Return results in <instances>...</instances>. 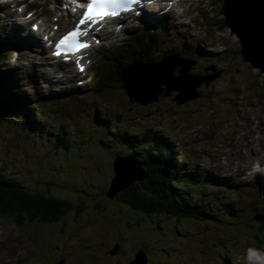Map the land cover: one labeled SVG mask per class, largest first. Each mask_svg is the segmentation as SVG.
Wrapping results in <instances>:
<instances>
[{
    "label": "rangeland",
    "instance_id": "obj_1",
    "mask_svg": "<svg viewBox=\"0 0 264 264\" xmlns=\"http://www.w3.org/2000/svg\"><path fill=\"white\" fill-rule=\"evenodd\" d=\"M15 3L27 7L23 10ZM178 4L170 15H159L167 29L155 49L156 59L162 60L160 55L169 49V53L195 60L190 69L194 75L218 73L209 83L197 85L198 96L181 102L176 89L159 99L137 101L124 87L108 88L99 80L96 69L104 60L102 56L133 35L132 28L110 36L91 51L96 64L83 79L92 82L80 86L61 79V73H51L53 69L45 60L48 54L40 43L33 42L32 36L30 46L24 40L26 31L32 30L31 23L23 28L26 31L16 27L25 12L34 9L39 16H48L51 28L53 22L58 23L53 16L58 13L55 0H14L11 5L0 0V49L6 56L0 72L9 83L19 81L32 100L50 101L37 110L35 130H25L16 120L0 125V162L8 174L23 178L29 192L86 205L81 214L73 210L48 225L0 216V264H49L62 258H67L66 264H99L96 254L104 255L105 263L100 264H132L141 249L148 255V264H247L248 248L264 253V236L256 233L257 211L252 210L254 204L264 206L258 189L264 187V167L259 171L257 165L246 167L254 162L250 139L264 159V148L256 139L257 126L264 129L260 123L264 117V71L243 58L240 38L225 22L224 0H187L182 13ZM60 29L62 32L65 27ZM168 59H175L173 66L182 63L187 67L186 60ZM101 68L110 71L105 64ZM164 72L163 79L171 87L184 84L183 79L195 81L186 72L176 81L171 67ZM160 83L162 80L154 86V95ZM65 88L70 91L64 92ZM112 127L132 135L168 136L179 151L176 160L199 179L206 180V172L217 176L216 180L234 178L237 185L230 188H221L216 182L180 183L179 189L205 206L215 220L146 214L108 196L115 177V157L131 156L126 144L110 140L113 134L108 128ZM62 132L60 144L67 140L69 148L58 143L57 133ZM105 137L109 139H102ZM129 164L137 173L139 168L135 170L132 161ZM60 262L63 264L62 260L57 264Z\"/></svg>",
    "mask_w": 264,
    "mask_h": 264
},
{
    "label": "trees",
    "instance_id": "obj_2",
    "mask_svg": "<svg viewBox=\"0 0 264 264\" xmlns=\"http://www.w3.org/2000/svg\"><path fill=\"white\" fill-rule=\"evenodd\" d=\"M150 31L151 36L149 39H138V46L132 45L130 47L125 44L123 50L127 51L123 53L119 46L114 48L119 50L113 51L116 55L109 63V73L107 72L102 79L103 86L105 84L108 88L122 86L132 99L138 101L139 85L133 84L136 87L134 91L133 86L130 85L132 91L137 95L135 96L132 93L131 96L126 89L124 74L126 75L127 69L136 63H145V66L160 64L157 63L159 59H156L155 55V49L160 39L159 30ZM167 50L169 49L163 51L164 54L160 55V58L169 54ZM116 56L120 58L118 59ZM110 57H112V52ZM122 57H125V59ZM5 60V55L0 52V68L1 63ZM152 62L155 63L153 64ZM176 66V68L183 67L181 64ZM217 74L215 72L213 75ZM209 76L207 75L205 79H208ZM5 78L6 74L4 75L0 72V125L6 121L16 120L19 124H22L21 126L25 130L28 128L35 130V123L39 119L37 110L39 108L44 109L47 99L39 97L37 100H32L30 95L25 93L19 86L21 84L19 81L14 80L9 83ZM127 81L128 84L132 83L129 79ZM204 82L207 84L205 80ZM160 85L163 86L164 90L159 94L158 99L160 95L170 93L166 82H162ZM162 86H160V89ZM105 126H108V124ZM114 129L113 127L108 128V131L113 134V138H110V140H119V143L123 142V144H126L130 148L129 154L133 155L138 161L145 162L144 168L148 172L144 180L131 183L115 195L114 198L118 197L120 201L146 214L187 217L205 222L212 219L215 220L214 214L207 212L205 206L193 201L190 194L184 193L179 189L180 183L207 185L216 182L221 188H230L231 186H236L234 179L222 177L220 180H216L217 176L213 175H210L206 180L199 179L198 174L188 171L186 165L183 166L176 160L179 156L176 143L164 134L155 133L152 135L147 132L143 135H132L126 132L114 131ZM63 135V132L57 133L59 144L60 139L64 140ZM102 139L109 138L105 137ZM60 147L69 148V142L67 140L62 142ZM23 182L22 177L8 174L4 170L2 162H0V216L12 217L19 223H24V221L59 222L70 211L74 210L77 214H81V211L86 207L82 201L74 204L65 198L29 192L27 190L28 185L23 184ZM52 185H56V183L53 182ZM252 210L257 211L256 214L261 213L264 215V206L254 204ZM258 224L256 233L264 236V221L258 222Z\"/></svg>",
    "mask_w": 264,
    "mask_h": 264
},
{
    "label": "water",
    "instance_id": "obj_3",
    "mask_svg": "<svg viewBox=\"0 0 264 264\" xmlns=\"http://www.w3.org/2000/svg\"><path fill=\"white\" fill-rule=\"evenodd\" d=\"M224 9H225L226 24L230 26L240 38L241 41L240 52L243 58L246 60H250L253 65L261 67V70L264 71V0H224ZM251 34L253 35V37ZM255 38H260V41H257ZM182 66L183 67L181 69V73L179 76L172 74L177 66H175L173 70H171L172 77L176 81H180L184 73L186 72L189 75V77L191 79H195V81H192L193 86L191 88L188 87L190 80L186 81L185 79H183L184 84H182L181 82V85H176L175 88L173 87L167 88L170 92L172 91V89H177L180 91L179 95H177V98H180L179 99L180 102L187 101V99L193 96H198L199 94L196 91L197 85L203 83L204 80L207 83H209L214 78V76H216V75H210L208 79H205L206 76L201 77L200 75H194L190 73L191 64L188 63L186 68L184 64ZM135 67H145V63H136L130 66L127 70L129 71L131 69H134ZM132 73L133 70L129 72V74ZM128 75L124 74V79L126 80V85H127L126 89L128 90L131 96L132 93L135 96H137L130 87L131 83L128 84L127 81V79H129ZM143 86L147 91L148 90L147 84H143ZM163 90L164 89L161 88L157 94L153 95V97L155 99L156 98L158 99L159 94H161ZM153 97H147L146 99H141L139 96H137L138 100L140 101L152 99ZM131 161L135 166V170L139 168L137 173L134 172V167H131V165L129 164V162ZM113 163L115 168V177L112 180L110 189L107 191L108 196L112 198H114L115 195H117L120 191L124 190L131 183L135 181H142L147 177L148 172L144 168L145 162L138 161L132 155L131 156L128 155L127 157L117 156ZM136 165H139L141 167H136ZM257 219L262 220L264 219V217L263 218L257 217ZM117 250L118 247H116L115 251ZM59 264H62V262H60ZM132 264H148V256L143 249L138 251L135 259L132 261Z\"/></svg>",
    "mask_w": 264,
    "mask_h": 264
},
{
    "label": "snow or ice",
    "instance_id": "obj_4",
    "mask_svg": "<svg viewBox=\"0 0 264 264\" xmlns=\"http://www.w3.org/2000/svg\"><path fill=\"white\" fill-rule=\"evenodd\" d=\"M138 0H90L83 16L80 18L78 25L66 35H64L56 44V56L69 55L79 53L82 49L90 47L83 37L88 35L87 29L84 27L88 24H98L105 17L118 16L122 10H130L129 3H136ZM79 63V61H77ZM81 70L83 66L81 65Z\"/></svg>",
    "mask_w": 264,
    "mask_h": 264
},
{
    "label": "bare ground",
    "instance_id": "obj_5",
    "mask_svg": "<svg viewBox=\"0 0 264 264\" xmlns=\"http://www.w3.org/2000/svg\"><path fill=\"white\" fill-rule=\"evenodd\" d=\"M180 0H178L179 2ZM158 15H154L152 16L151 18H155L157 17ZM183 25H187L188 22L186 21H183L182 22ZM247 24V23H246ZM230 27V26H229ZM251 27V26H250ZM252 28V27H251ZM249 29V27H248ZM46 30V29H45ZM44 30V31H45ZM233 30V29H232ZM253 30V29H252ZM247 31V30H246ZM250 31V29H249ZM250 33V32H249ZM9 34V33H8ZM253 34V33H252ZM251 34V35H252ZM258 36V35H257ZM253 37V35H252ZM254 39V38H253ZM257 41H260V38H255ZM38 42L41 44V40L38 38L37 39ZM175 63V59H168L166 60L164 63L162 64H159V65H153V66H150V67H135L134 69H131L133 70V73L132 74H129V71H127L126 75H128L129 77V80L132 81V84H135V85H139L138 88H140L139 92H138V95L141 99H146L147 97H153L154 93H155V90H154V86H156L158 84L159 81L163 80L167 83L168 86H170L169 82L165 79H163L164 75H165V72H164V68L166 67H172ZM182 64V63H181ZM57 67H60V68H63V66H61L60 64L57 65ZM182 69V67H181ZM58 70V69H57ZM170 71V70H168ZM144 83H147V86H148V90L146 91L143 84ZM82 85H85V83H83ZM193 86V82L192 81H189V84H188V87L191 88ZM144 88V90H143ZM150 95V96H149ZM39 113V112H38ZM261 124L264 125V117H261ZM256 129V128H255ZM257 134H256V139L259 140L260 142V145H261V148H264V129H260V127L257 126ZM256 129V130H257ZM61 131V130H60ZM65 132V131H64ZM247 135V133L245 134ZM245 137V136H244ZM249 145L252 149L255 150V152H253L251 154V158L254 160V162L248 164L246 167L248 168H253V164L256 163V162H259L260 163V168L261 167H264V159L262 157H259L258 156V153H257V150L258 148L256 147V142L253 141V139H250L249 140ZM241 146V145H240ZM208 151V150H207ZM264 151V150H263ZM203 155V154H202ZM240 155L243 156V152L240 151ZM127 173H130V172H127ZM206 193V192H205ZM41 236V235H40ZM30 237V236H29ZM38 239V238H37ZM42 239V238H41ZM39 241V240H37ZM35 242V241H34ZM40 243V242H39ZM53 249V248H52ZM47 250V249H46ZM49 251V250H48ZM53 251V250H52ZM53 256H54V253H53ZM46 257V256H45ZM50 257V256H49ZM56 257V256H55ZM5 259V258H4ZM1 261V260H0Z\"/></svg>",
    "mask_w": 264,
    "mask_h": 264
},
{
    "label": "clouds",
    "instance_id": "obj_6",
    "mask_svg": "<svg viewBox=\"0 0 264 264\" xmlns=\"http://www.w3.org/2000/svg\"><path fill=\"white\" fill-rule=\"evenodd\" d=\"M255 170H261L259 166H255ZM247 264H264V253L255 248H248L246 251Z\"/></svg>",
    "mask_w": 264,
    "mask_h": 264
},
{
    "label": "flooded vegetation",
    "instance_id": "obj_7",
    "mask_svg": "<svg viewBox=\"0 0 264 264\" xmlns=\"http://www.w3.org/2000/svg\"><path fill=\"white\" fill-rule=\"evenodd\" d=\"M69 215V213L67 214V216ZM66 216V217H67ZM44 223V222H43ZM50 223H53V222H48V223H44V224H46V225H48V224H50ZM96 256H97V258H98V260H96L95 262H97V263H105V261H104V255L103 254H96ZM65 259H67V258H62V259H60V260H58V261H53L52 263H49V264H57L59 261H63V264H66V260Z\"/></svg>",
    "mask_w": 264,
    "mask_h": 264
}]
</instances>
